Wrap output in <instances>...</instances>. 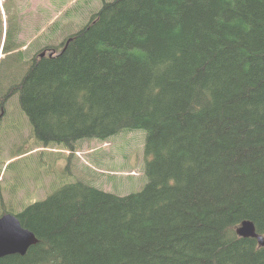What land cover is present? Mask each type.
I'll use <instances>...</instances> for the list:
<instances>
[{"label":"trees","instance_id":"trees-1","mask_svg":"<svg viewBox=\"0 0 264 264\" xmlns=\"http://www.w3.org/2000/svg\"><path fill=\"white\" fill-rule=\"evenodd\" d=\"M17 32L6 38L10 48L17 46ZM65 46L52 61L65 64L72 56L63 85L110 91L138 62L169 86L124 115L113 116L112 105L93 100L89 114L83 108L63 113L54 103L56 84L37 85L45 57L25 58L20 83L2 59L0 96L18 92L12 111L20 122L29 120L33 144L60 146L71 158L81 139H109L105 124L117 121L115 134L147 128L145 154L151 147L157 158L151 170L146 166L148 182L140 191L118 195L77 178L24 206L17 216L39 243L24 256L0 261L264 264L258 239L237 233L248 219L264 235V0H104ZM224 60L237 62L243 88L236 68L228 71ZM208 90L212 100L206 99ZM190 93V105L174 112L175 95ZM26 144L9 153L24 154ZM171 178L176 186L168 185Z\"/></svg>","mask_w":264,"mask_h":264},{"label":"rangeland","instance_id":"rangeland-1","mask_svg":"<svg viewBox=\"0 0 264 264\" xmlns=\"http://www.w3.org/2000/svg\"><path fill=\"white\" fill-rule=\"evenodd\" d=\"M103 1L0 0L2 44L8 35L10 36L9 41L13 40V36L20 30V43L24 47L26 59L34 55L38 60L45 57L42 72L44 74L37 85L45 87L48 82L56 84V87L53 88L54 94L57 95L54 103L57 105V110L61 109L63 113L69 112L68 109H70V113H78V110L83 108L84 114H89L92 112L91 103L93 100L102 102V107L112 105L113 114L111 113V115L115 116L119 113L122 115L129 109L136 111L137 106L148 104L147 100L157 97L164 88L169 86L165 81L157 78L146 64L138 65V62L129 66L121 74L122 80L125 82L121 84V81L120 85H116L119 88L112 87L110 91L95 88L92 93L83 88L81 83L77 85L75 83L61 84L60 79L63 77V81H66L65 75L71 67L72 56L65 64L58 65L52 61L65 51L68 46L64 47L66 39L90 21L92 15L102 7ZM44 52L45 55L42 56ZM2 56L4 55L0 51V57ZM224 63H226L228 71L232 70L233 66L236 68L238 87L243 88L245 83L241 79H244V73L236 65L237 62L224 60ZM37 85L31 89L34 93L38 91ZM191 89L195 91L194 85ZM126 93L128 96H125ZM205 94L206 99L212 100L210 91ZM179 96L175 95V104L171 107L174 112L182 111L183 108L190 105L191 93L188 97ZM160 99H157L159 103H161ZM15 100L18 99L15 97L13 101ZM152 102L154 103L153 100ZM59 105H62V108ZM11 106L14 108L15 103L8 104L9 109ZM74 109L76 112H73ZM175 115H180V119L184 116L188 117L182 112H177ZM28 121L26 118L22 122L25 125L24 133L19 134L20 136L10 135L7 139L10 144L12 140L18 139H20V143L25 141L26 144L27 142V148L21 152L24 154L17 156V154L5 153L4 162L0 165V204L5 200V205L9 209L14 208L21 211L24 206L47 198L62 185L75 181L77 178H84L83 180L86 182L89 181L87 180L89 178L91 183H88L118 195L140 191L146 186L147 175H149L146 172V166L150 165L151 170L153 161L157 158L156 152L151 147L150 154H145V140L149 132L147 128L125 130L115 134L114 124L117 121H113V123L108 121L109 124H105V130H109L111 135L109 139L104 141L98 138L81 139L77 143L78 151L69 158L70 154L68 153L70 152L60 146L45 148L42 145L33 144ZM89 125H91L90 122ZM67 130H72V128L68 126ZM19 172L20 175H18ZM176 182L174 178H171L168 185L176 186ZM156 184L160 189L161 186ZM47 259L38 261L36 264L42 261L53 264L51 258L48 259L49 261ZM4 263L11 264L8 261ZM4 263L0 261V264Z\"/></svg>","mask_w":264,"mask_h":264},{"label":"flooded vegetation","instance_id":"flooded-vegetation-1","mask_svg":"<svg viewBox=\"0 0 264 264\" xmlns=\"http://www.w3.org/2000/svg\"><path fill=\"white\" fill-rule=\"evenodd\" d=\"M1 33V31H0ZM0 51L3 53L4 56L0 57L3 60L5 59V64L4 68L8 67L10 68V74H12V77L14 75H18V82L20 83L22 81V78L24 77L25 74V50L23 49V45L20 43V30L17 32V46L10 48V44H7V39L5 42L2 44V39L0 38ZM16 56V58H15ZM1 59V60H2ZM15 61L17 64L15 65ZM11 63V64H10ZM1 66V64H0ZM3 71V77H4V82L6 80V72ZM0 71V72H2ZM11 76V75H10ZM9 78V77H8ZM9 82V80H8ZM8 89V88H7ZM19 87L17 91H19ZM8 91V90H5ZM4 91V92H5ZM1 92V91H0ZM14 92L8 95H3L0 96V162L3 160L5 157V153H9L12 150H20L23 148V143H20L18 139V143L15 144V140L11 141L12 143H8L7 139L10 135H17L18 132L24 133V123L20 122L18 118H16V113L15 111H12V106L11 109L8 108V104H14L15 101L13 99L16 97L19 99V94L17 92V96L13 95ZM6 94V93H5ZM19 114V113H18ZM19 146V147H18ZM20 211L14 209V208H8L5 205V200L0 204V216L6 214V213H13L17 215Z\"/></svg>","mask_w":264,"mask_h":264},{"label":"water","instance_id":"water-1","mask_svg":"<svg viewBox=\"0 0 264 264\" xmlns=\"http://www.w3.org/2000/svg\"><path fill=\"white\" fill-rule=\"evenodd\" d=\"M45 55V52L42 56ZM241 237L256 238L264 246V235L257 232L252 220H244L237 227ZM39 243V238L32 230L23 226L20 218L13 213L0 216V258L9 255H26L29 249Z\"/></svg>","mask_w":264,"mask_h":264}]
</instances>
